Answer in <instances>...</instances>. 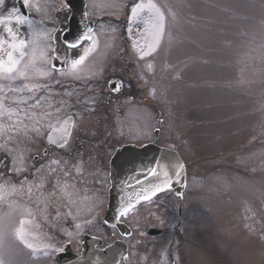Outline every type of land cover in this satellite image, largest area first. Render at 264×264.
<instances>
[{"label":"rangeland","instance_id":"374dc122","mask_svg":"<svg viewBox=\"0 0 264 264\" xmlns=\"http://www.w3.org/2000/svg\"><path fill=\"white\" fill-rule=\"evenodd\" d=\"M31 2L39 6L38 11L27 9L34 28L47 32L51 40L44 43L54 46L58 54L64 53L59 34L68 12L62 7L63 0ZM138 2L141 0H85L86 17L94 21L95 50L85 61L83 83L73 90L69 87L71 95L64 94L59 85L52 88L49 102L54 105L75 102V90L79 95L83 92L90 104L84 113L97 140L88 145L85 169L68 165L47 176V167L42 173L47 176L43 188L36 187L38 180L34 182L32 177L20 189L6 175L13 173L8 172L12 158L0 151V172L5 173L0 184L16 186L15 192L0 193V216L5 221L0 228V256L6 264H55L54 252L61 245L76 247L80 219L70 221L64 214L70 211L82 216L81 221L96 222L98 204L105 198L112 151L119 144L148 140L153 128L161 125L158 140L176 150L185 162L184 191L181 199L166 193L123 217L131 232L118 239L126 244L128 260L165 264L159 254L170 241L179 264H264V0H153L165 12V33L157 51L144 59L132 46L135 40H143V21L133 18L132 31H128L131 6ZM13 6L17 7L15 0H6L0 12ZM13 28L20 38H31L27 25L13 24ZM0 36H6L2 25ZM91 44L89 40L67 50L69 60L78 58ZM121 71L144 98L139 104L128 97L121 99L122 121L118 111L97 113L92 109V103L106 97L103 77ZM57 76L70 77L65 72ZM44 81L31 78L12 83ZM3 94L10 93L5 89ZM42 94L49 92L46 89ZM145 100L152 105L142 104ZM68 109L60 115L68 116ZM75 113L78 117L84 114L80 108ZM94 119L103 123L101 132L92 125ZM71 122L72 134L88 133L85 123ZM4 139L0 138V143ZM19 139L23 141V137ZM39 145L12 142L8 147L17 152L23 147L27 157V152ZM65 169L70 173L67 178ZM178 202H182V218L177 227ZM10 203L30 209L31 216L22 215L19 209L13 211ZM22 218L31 220L27 227L35 252L14 238ZM162 225L164 234L147 235L146 227Z\"/></svg>","mask_w":264,"mask_h":264},{"label":"snow or ice","instance_id":"6c2138e0","mask_svg":"<svg viewBox=\"0 0 264 264\" xmlns=\"http://www.w3.org/2000/svg\"><path fill=\"white\" fill-rule=\"evenodd\" d=\"M6 0H0V6H4ZM62 7H67L70 10V5L65 0ZM39 10V6L33 4L31 0H22V6H13L6 12H0V25L4 28L6 36H0V81H7L8 84H0V138H5L3 143H0V151H3L6 155L12 158L13 166L8 171L15 173L17 176L24 172H29L38 183L36 187L43 188L47 183V176L53 175L60 171L58 159H52L49 161L47 168V176L42 175L45 173V166L41 165L40 168H34V165L29 166L27 164V157L23 155V147L19 152L17 149L9 148L8 145L12 142L18 145L25 143H32L33 136L39 137L45 134L47 129V143L50 146H54L58 149H68L70 145V137L72 135V125L70 121L73 119L71 115L61 116V112L65 107H71L64 101H60L57 104L50 103L52 95L51 83H23L14 86L12 82L20 80H28L31 78H50L53 72L61 71L56 66V61L59 59L57 51L51 44H45V40H51V37L47 32H42L34 28V21L30 15H25L22 9ZM87 13H85L86 15ZM145 17H147L145 19ZM133 18L142 20L145 27L141 32L143 40H135L133 42V48L138 52L139 58L144 59L146 56L152 55L157 51L160 46L162 37L165 33V21L166 15L162 10V7L153 0H141V2L135 3L131 6L129 15V33L132 31ZM13 24L17 26L27 25L31 30V38L23 39L18 36L17 31H14ZM80 40H90L92 44L85 48L83 53L76 59L68 60L65 58L61 61L62 64L67 65L63 71L74 79H81V73L84 71L85 61L89 57L95 48V41L92 40V29L89 28L87 32L83 33L78 38L77 42H68V48L79 47ZM51 49L52 55L50 57L52 61L51 68L44 67L47 63L48 50ZM152 65L148 64V68L151 69ZM60 81L56 80L55 84H59ZM114 91H119L121 85L115 82ZM7 89V93H5ZM48 90L49 95L42 94L44 90ZM39 94V95H38ZM66 95H71L65 92ZM59 95V93H57ZM37 109H42L37 111ZM23 137V141L19 138ZM49 149L44 150V156H48ZM63 163L67 164V161ZM7 167V165H6ZM169 168L175 172L176 182H179V177L183 170V165L177 163L162 164L157 161L156 166L148 170L147 175L154 179L153 183L148 184L147 187L141 188L137 193V202L139 200H150L151 197L157 193L170 188L173 183V176L169 172ZM5 173L0 172V178ZM65 178L69 177L70 173L67 169L63 170ZM28 181V177L25 176L21 181V188L23 184ZM57 185H53L54 193L57 189ZM67 187V186H65ZM16 186L13 184L11 188L7 183L0 184V193L15 192ZM31 193V187L28 189ZM53 193V194H54ZM0 199H3L0 196ZM134 207L132 199L129 198L127 202L122 201L121 206L118 209V217H123ZM9 208L13 211L19 209L22 215L31 216V210L23 207L19 204H9ZM4 218L0 216V228L4 226ZM31 224L30 219H20L19 226L14 229V238L22 243L25 247L36 251V246L29 242L28 225ZM3 239V234L0 232V241ZM0 264H6L4 258L0 256Z\"/></svg>","mask_w":264,"mask_h":264},{"label":"flooded vegetation","instance_id":"af4514ba","mask_svg":"<svg viewBox=\"0 0 264 264\" xmlns=\"http://www.w3.org/2000/svg\"><path fill=\"white\" fill-rule=\"evenodd\" d=\"M68 12V10H67ZM85 42V41H83ZM82 42V43H83ZM81 43V44H82ZM61 47L64 50V53L62 54H58L59 59L56 61V66L58 69H61V71H56L53 72L50 78H45L44 83H51L52 84V88L56 89L59 86H61L63 93L65 94V92L69 93L67 91V89L69 90H73L76 86H79L83 83V78L85 76H82L81 79L77 80V79H71L72 77H66V76H61L58 77L57 75L59 73H63V69H65L67 67V65H64L61 63V61H63L65 58H67L69 60V58L71 57L70 54H68L66 51L73 49V48H68L64 43H61ZM52 55L51 50L48 53V61L45 65V67L47 68H51L52 66V61L50 59ZM65 77V78H64ZM103 78H105V86L102 87L104 94L106 95V97H104L103 101H100L98 103H92L94 107H92V109H94L97 113H102L101 110H103L104 112H112L110 109H112L113 111H118V115H119V120L122 121V117H121V107H122V102L121 99L124 97H128L130 101H135V103L138 102V104L140 103V100H143L144 98L139 95V93H136V88L134 86V83L132 82L131 79H127V75L126 72L123 73L121 72H112L108 75H105ZM59 80L60 83L59 84H55V81ZM102 81V80H101ZM103 82V81H102ZM118 83L121 85V88L119 91H114V87L115 84L112 83ZM101 84V83H100ZM73 93H75L77 95L76 97V101L70 103L69 105H71V107H68V115H71L73 117L72 122L74 124L77 123H81L82 125H84L83 123H85L86 129L88 133H74L71 135L70 137V145L71 147L68 149H58L54 146H50L46 139V133L36 137V139H33V142L30 143L32 145H37L40 144L39 147L37 149L40 148V150H35L31 153L27 152V164L29 166L34 165L33 171L35 168H40L41 165L45 166V169L48 167L49 161L52 159H58L61 161V163L59 164V167H67L68 165H74V166H80V167H84L83 162L84 159L87 157L89 149H88V145L91 143L96 142L97 139H94L96 137V135H94L95 133L91 132V130L88 129V122H89V118H88V114L84 113V111L89 107V102L86 101L85 99V94L83 92H81V94L79 95V93L75 90L73 91ZM123 98V99H124ZM80 100V101H78ZM142 104H150L149 101L145 100L144 102L141 101ZM77 108H80L81 112H83L84 114L81 117H78L75 112L77 111ZM83 110V111H82ZM157 112V110H156ZM114 113V112H113ZM96 115V114H94ZM94 124L97 127V130L99 132H101L102 127H103V123L100 122V120L96 121L94 119ZM157 122H159V118H157ZM162 126V125H161ZM161 126H157L153 128V132H152V136L148 139L145 140L141 143H135L137 145H141L147 142H153L158 146H164V147H169L167 145H165L162 141L158 140L159 138V132H160V128ZM84 132V131H83ZM86 132V131H85ZM91 132V133H89ZM128 143H133V142H126L123 144H119L115 147V149L112 151V153L110 154L109 158H108V163H107V179H108V184H107V189L105 191V198L103 199V201L98 204L99 208V216L96 222H94V220H84L81 221L82 216L81 217H77L74 214L70 213V211L66 212L64 215L66 217H68L70 219V221L73 220H79V227L77 229V235H76V239L79 237V241L75 240L76 242H78V244L76 245V247H72L71 243H65L63 246L61 245V248H58L57 250H55V253L62 251L65 247L70 248L71 250L73 249L74 251H78L81 252L82 250V243H83V239L85 237H91V238H95V247L96 248H102L104 245L110 243L112 240L114 239H118L119 237H122L120 232L114 228V227H110L107 226L104 223L103 220V216H104V210L106 209V205H107V200H108V188L110 185V181H109V161L110 158L112 157V155L114 154L115 150L120 147L121 145L124 144H128ZM42 146V147H40ZM45 149H49L48 152V156L45 157L44 156V150ZM24 153H26V151H24ZM2 156L4 155V152H2L1 154ZM64 161H67V164L63 163ZM10 162V160H9ZM46 171V170H45ZM9 172V171H8ZM8 177V180H12L14 182H16L19 185V188L21 189V181L24 180V177L27 176L28 180H30L33 176L29 173V172H24L23 174L17 176L14 173H7L6 174ZM87 184V180L84 184H82V186L84 187V185ZM185 186V184H184ZM184 188L182 190V193L180 196H177V198L181 199L182 194H183ZM166 193H170L171 195H174V193L172 191H162L157 193L155 196H153L150 200L144 201V202H140L138 205H136L135 207H133L128 213L127 215H129L131 213V211L135 208H137L138 206L142 205L143 203H150L152 201L157 200L160 196H162L163 194ZM98 207V206H97ZM125 215V216H127ZM123 216V217H125ZM176 216L178 218V221L176 222V226H180V219L182 218V202H178L176 205ZM123 217H119V219L123 222H125V220L123 219ZM163 217V216H162ZM160 217V218H162ZM164 219V218H162ZM165 221H168L166 219H164ZM126 223V222H125ZM169 223V222H168ZM80 227L82 228L80 230ZM167 227V225H166ZM148 228H157L159 229V232H156L155 234L152 235H148L149 237H159L161 234L165 233L166 228L162 225L160 227H156V226H150V227H146L145 231H147ZM172 238V236H171ZM170 238V239H171ZM69 241H72L70 239H66ZM74 240V238H73ZM75 243V242H74ZM171 243L169 241L168 245L166 248H163L160 251L159 254V258L164 261L165 264H179L178 262V258L176 255L175 250L170 246ZM129 251L127 250V255H126V261L128 264H133L128 260V253Z\"/></svg>","mask_w":264,"mask_h":264},{"label":"water","instance_id":"95a60500","mask_svg":"<svg viewBox=\"0 0 264 264\" xmlns=\"http://www.w3.org/2000/svg\"><path fill=\"white\" fill-rule=\"evenodd\" d=\"M17 6H22L21 0H16ZM65 3V0H63ZM70 10L67 16L66 27L60 33V40L67 46L68 42H77L78 38L89 28L93 29V21L86 18L85 0H67ZM27 14L26 9H22ZM84 40L79 41V45ZM157 161L162 164L179 163L183 165L179 182H176L175 172L169 168L173 176V183L170 188L176 196H180L185 183V166L178 152L169 147L158 146L153 142L136 145L128 143L118 147L109 161V181L108 201L104 223L107 226L115 227L121 235L130 234V227L119 220L118 209L121 202L132 199L134 207L143 201L137 202L136 193L154 179L147 175L150 168L155 167ZM164 190V191H165ZM152 198V197H151ZM159 230L150 228L148 234H153ZM95 238L85 237L82 243V251L74 253L70 248L55 254V264H128L125 261L127 255L126 244L120 239H114L103 248H95Z\"/></svg>","mask_w":264,"mask_h":264}]
</instances>
